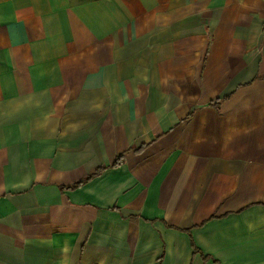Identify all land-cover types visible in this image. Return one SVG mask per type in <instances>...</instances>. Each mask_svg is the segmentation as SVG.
<instances>
[{"label": "crops", "instance_id": "0c3cea01", "mask_svg": "<svg viewBox=\"0 0 264 264\" xmlns=\"http://www.w3.org/2000/svg\"><path fill=\"white\" fill-rule=\"evenodd\" d=\"M0 264H264V0H0Z\"/></svg>", "mask_w": 264, "mask_h": 264}, {"label": "trees", "instance_id": "16d2710c", "mask_svg": "<svg viewBox=\"0 0 264 264\" xmlns=\"http://www.w3.org/2000/svg\"><path fill=\"white\" fill-rule=\"evenodd\" d=\"M119 161H120V158H117V160L112 164V166L115 167V166L119 165L120 164Z\"/></svg>", "mask_w": 264, "mask_h": 264}]
</instances>
